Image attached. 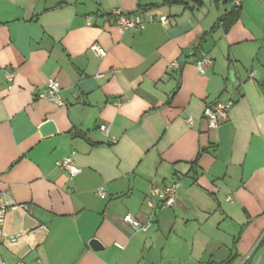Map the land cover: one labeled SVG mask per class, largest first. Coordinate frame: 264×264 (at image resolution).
I'll list each match as a JSON object with an SVG mask.
<instances>
[{
    "label": "crops",
    "instance_id": "1",
    "mask_svg": "<svg viewBox=\"0 0 264 264\" xmlns=\"http://www.w3.org/2000/svg\"><path fill=\"white\" fill-rule=\"evenodd\" d=\"M116 10L145 27L123 32L109 21ZM233 10L232 0H0L6 264H264V0H245L226 30ZM50 78L62 105L40 97ZM218 101L232 102L228 120L209 129L204 111ZM47 121L56 132L43 135ZM67 157L74 177L57 167ZM174 182L172 208L148 206L151 186ZM127 214L150 228L133 231Z\"/></svg>",
    "mask_w": 264,
    "mask_h": 264
},
{
    "label": "built area",
    "instance_id": "2",
    "mask_svg": "<svg viewBox=\"0 0 264 264\" xmlns=\"http://www.w3.org/2000/svg\"><path fill=\"white\" fill-rule=\"evenodd\" d=\"M244 1L245 0H232V3L234 7L241 8ZM109 21L118 25L123 32L132 29L142 30L145 27V22H143L141 18L134 12L116 10L109 15ZM161 22L163 24H166L167 17L162 16ZM91 49L100 57L106 56V51L98 44L93 45ZM210 65H212V60L207 56L200 58L196 63L197 70L200 74H205L206 68ZM179 68L180 64L178 62H173L170 66V69L172 70H178ZM5 77L6 82L10 84L15 78V73L13 71L8 70L5 74ZM97 77H101V75H98ZM60 91L61 88L59 81L56 78H50L48 80L45 92L40 97L42 99L49 100L57 105H62L63 102L60 97ZM231 104L232 102L218 101L208 105L205 108L204 118L207 122L209 129H218L223 123L228 120V113ZM186 121L189 126H192L194 123L192 117H189ZM100 129L104 134H108L107 125H101ZM112 140L113 142H116V138L113 137ZM57 167L64 171H67L71 177L76 176L80 172V169L74 164L71 157H67L63 160L58 161ZM179 188L180 183L178 182H174L163 187L155 185L151 186L147 198L148 206H150L154 211L158 208H172L177 201ZM97 193L101 198H106V194L103 188L98 189ZM8 207L9 204L7 202L6 195L0 194V245L2 243V228L5 223ZM123 221L133 231L136 232L147 231L151 226L150 222H142L138 218L134 217L132 214H127L126 216H124ZM0 264H6L2 256L1 249Z\"/></svg>",
    "mask_w": 264,
    "mask_h": 264
},
{
    "label": "water",
    "instance_id": "3",
    "mask_svg": "<svg viewBox=\"0 0 264 264\" xmlns=\"http://www.w3.org/2000/svg\"><path fill=\"white\" fill-rule=\"evenodd\" d=\"M40 131L42 132L43 135H47V134L55 133L56 132V128H55V125H54V123L52 121H47L40 128ZM74 136L78 137V138H82V139L85 138L84 134H82L80 132L75 133ZM89 245L94 250L103 249L102 244L96 239L91 240Z\"/></svg>",
    "mask_w": 264,
    "mask_h": 264
},
{
    "label": "trees",
    "instance_id": "4",
    "mask_svg": "<svg viewBox=\"0 0 264 264\" xmlns=\"http://www.w3.org/2000/svg\"><path fill=\"white\" fill-rule=\"evenodd\" d=\"M241 8L234 7V10L226 15V17L223 20L224 27L226 30H228L239 18Z\"/></svg>",
    "mask_w": 264,
    "mask_h": 264
}]
</instances>
